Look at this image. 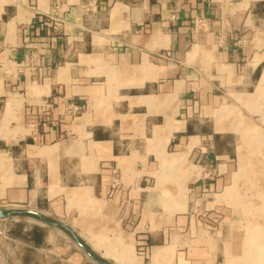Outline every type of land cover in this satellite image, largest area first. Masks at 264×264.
Masks as SVG:
<instances>
[{
    "label": "crops",
    "instance_id": "crops-1",
    "mask_svg": "<svg viewBox=\"0 0 264 264\" xmlns=\"http://www.w3.org/2000/svg\"><path fill=\"white\" fill-rule=\"evenodd\" d=\"M0 212V264H264V0H0Z\"/></svg>",
    "mask_w": 264,
    "mask_h": 264
},
{
    "label": "built area",
    "instance_id": "built-area-1",
    "mask_svg": "<svg viewBox=\"0 0 264 264\" xmlns=\"http://www.w3.org/2000/svg\"><path fill=\"white\" fill-rule=\"evenodd\" d=\"M211 31L210 29V22L206 16H199L194 19L193 25L191 28V33L194 35H199V34H204V33H209ZM72 106L69 107V111H71ZM118 185L117 180H114L112 182V188H116Z\"/></svg>",
    "mask_w": 264,
    "mask_h": 264
},
{
    "label": "rangeland",
    "instance_id": "rangeland-1",
    "mask_svg": "<svg viewBox=\"0 0 264 264\" xmlns=\"http://www.w3.org/2000/svg\"><path fill=\"white\" fill-rule=\"evenodd\" d=\"M245 219H247V218H245ZM54 241L56 242V244L54 245V246H56V248H60V246H62V248H63V246L65 245L64 242H60V239H56ZM112 243H113V241L108 240L107 241V246L110 247L112 245Z\"/></svg>",
    "mask_w": 264,
    "mask_h": 264
},
{
    "label": "water",
    "instance_id": "water-1",
    "mask_svg": "<svg viewBox=\"0 0 264 264\" xmlns=\"http://www.w3.org/2000/svg\"><path fill=\"white\" fill-rule=\"evenodd\" d=\"M0 218H3V214H2V212H0Z\"/></svg>",
    "mask_w": 264,
    "mask_h": 264
},
{
    "label": "bare ground",
    "instance_id": "bare-ground-1",
    "mask_svg": "<svg viewBox=\"0 0 264 264\" xmlns=\"http://www.w3.org/2000/svg\"><path fill=\"white\" fill-rule=\"evenodd\" d=\"M128 252H130V250H128ZM119 263H120V264H125V263H123L122 261H120Z\"/></svg>",
    "mask_w": 264,
    "mask_h": 264
}]
</instances>
